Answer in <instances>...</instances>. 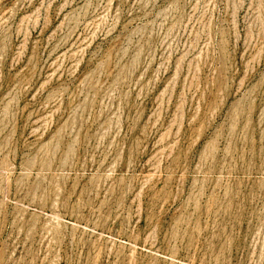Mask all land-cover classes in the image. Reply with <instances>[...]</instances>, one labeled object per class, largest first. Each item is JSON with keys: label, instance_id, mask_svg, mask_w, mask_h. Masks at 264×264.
Wrapping results in <instances>:
<instances>
[{"label": "rangeland", "instance_id": "rangeland-1", "mask_svg": "<svg viewBox=\"0 0 264 264\" xmlns=\"http://www.w3.org/2000/svg\"><path fill=\"white\" fill-rule=\"evenodd\" d=\"M0 264H264V0H0Z\"/></svg>", "mask_w": 264, "mask_h": 264}]
</instances>
